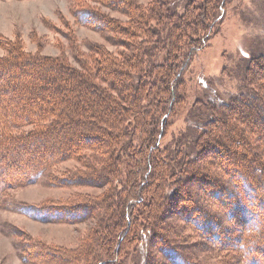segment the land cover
Segmentation results:
<instances>
[{
    "label": "trees",
    "instance_id": "1",
    "mask_svg": "<svg viewBox=\"0 0 264 264\" xmlns=\"http://www.w3.org/2000/svg\"><path fill=\"white\" fill-rule=\"evenodd\" d=\"M126 1L129 13L138 15L133 17L134 26L121 27L117 31L128 38V41L119 40L126 49L119 54L105 47H93L88 54L84 53L86 59L78 58L80 69L65 56L26 54L20 45L11 43L12 53L0 58V107L5 105L9 96L15 95L17 101L16 108L0 110V157L12 147L17 148L15 154L21 157L17 165H13V172L17 170V174L32 175L31 180L35 181L49 173L57 160L76 158L85 161L88 167H97L93 173L72 180L89 182L88 179H93L95 174L102 186H112L104 197L108 202L106 214L101 217L99 228L93 232L86 251L83 248L63 250L65 259L62 261L66 264L86 261L88 264H119L121 253L138 239L157 249L156 240L159 238L161 245L158 246L168 250V241L175 242L182 236L181 229L168 225L166 220L178 218L173 207L184 200V196L191 203L179 205L182 209L178 210L182 213L179 220L185 222L196 213L206 218L210 215L202 210V206L200 208L199 194L192 192L194 181H199L202 191L206 190L203 184L218 186L212 197L217 192L219 200L228 202L229 215L233 214V210L239 208L238 203L232 202L235 194L229 193L222 182V185L213 180L208 182L206 174L198 175L199 171L194 167L195 162H203L201 170L205 171L207 159H216L207 155L209 149L220 156L223 152L226 155L232 153L234 160L239 157L241 165L247 169L251 167V171L254 168L247 160L257 169L264 170L260 154L254 153L251 146L254 143L261 145L260 141L264 145V121H261L264 119L261 116L264 114V55L252 58L243 70L249 94L244 92L227 102L213 101L203 107L215 117L208 125L202 126L204 130L196 136L195 144L202 149L195 159L188 155L181 157V152L160 149L166 118L180 99L178 90L182 75L195 52L211 40L216 25L223 18L221 11L227 0H193L183 14L171 5L174 0H152L147 11L141 10L135 0ZM80 18L89 24L93 20H103L101 28L107 25L112 31L118 29L114 19L91 10L81 12ZM160 57H163L162 61ZM28 124L37 128L22 131ZM220 125L227 129L224 135H219L217 127ZM13 129L20 130L16 133ZM253 141L256 142L251 144ZM233 146L244 153L233 151ZM19 150L30 154L18 153ZM88 151L92 156L87 154ZM245 154L249 156L247 160ZM125 166L126 174L123 175ZM234 173L239 174L240 169L236 168ZM6 174L4 170L0 175L9 181L11 178ZM239 176V181H243L244 176ZM169 178H174L176 186L183 191L181 195L175 193L170 197L165 208L163 200L167 196L164 188ZM255 191L260 196L263 193L258 183ZM259 203L264 204L263 197ZM98 204H90L85 211ZM82 208L76 210H84ZM140 214L149 220L150 237L146 240L137 233L140 228L133 226L139 225ZM260 216L264 217V214ZM243 227L236 237L239 244ZM262 227L250 245L256 251L252 256L255 263L259 260L257 251L261 243L260 252L264 250ZM210 234L220 235L211 231ZM57 257L61 260V256Z\"/></svg>",
    "mask_w": 264,
    "mask_h": 264
},
{
    "label": "rangeland",
    "instance_id": "2",
    "mask_svg": "<svg viewBox=\"0 0 264 264\" xmlns=\"http://www.w3.org/2000/svg\"><path fill=\"white\" fill-rule=\"evenodd\" d=\"M135 1L141 10L147 11L152 5V0ZM191 1L174 0L171 5L175 11L183 14ZM88 10L114 19L118 29L112 31L107 25L101 28L103 20L84 23L80 13ZM129 11L126 0H0V58L9 56L12 53L10 44L16 43L22 47L23 53L42 57L65 56L71 64L81 69L78 58L86 59L84 53L88 54L93 47H105L115 54L126 50L125 44L119 40L128 41V38L117 31L121 27L135 25L133 17L138 14H130ZM221 15L223 18L216 25L211 40L203 49L195 52L194 59L183 73L178 90L180 99L166 118V131L160 140V149L181 152V157L188 155L195 159L201 152V146L195 144L196 136L204 130L202 126L208 125L209 120L215 117L203 107L211 105L213 101L224 103L229 98L248 92L243 70L252 58L264 55V0H227ZM15 100V95L9 96L4 105L8 107L1 106L0 110L16 108ZM261 116L264 117V114ZM36 128L28 124L23 126L22 131ZM217 129L219 135H224L227 130L223 125ZM19 130L13 129L16 133ZM260 144L251 146L254 153L260 154L259 160L264 168V145L261 141ZM232 148L239 154L240 148ZM16 149L12 147L10 152H6L9 156L3 154L0 157V174L5 170L11 178L7 181L5 176L0 175V264H66L62 261L65 259L63 250L83 248L86 251L85 247L93 239V232L99 228L101 217L106 214L108 202L104 197L112 186H102L95 174L93 179H88L89 182L72 180L82 174L93 173L97 167H88L85 161L76 158L57 160L51 165L49 173L33 181L32 175L17 174V170L13 172L21 159L15 154ZM21 151L30 154L26 150H19L18 153ZM214 151L207 150V155L216 159H207L205 171L201 170L203 162H195L194 167L199 171L198 175L206 174L208 182L223 183L230 190L229 193L235 194V201L232 202L238 203L239 208L229 215L228 202L219 200L217 192L212 197L218 186L203 184L206 190L202 191L199 181H194L191 184L192 192L199 194L200 208L202 206V210L210 214L209 217L196 213L190 220H179L182 216V213H178V210H182L179 205L191 203L184 196L176 207L172 206L176 211L173 213L178 214L179 219L172 217L166 220L167 224L181 229L182 238L178 237L175 242L168 241V250L159 247V238L156 240L157 249L148 247L139 239L135 240L123 249L119 264H264V250L260 252L262 243L258 246L259 260H255L256 263L252 260L256 251L250 246L254 235L260 233V227L264 226V217L260 216L264 214V204L259 203L260 198H264V170L257 169L247 160L249 156L246 154L245 160L254 168L252 171L251 167L247 169V166L241 165L239 157L234 160L232 153L229 156L221 152L220 156ZM87 154L92 156L90 151ZM236 168L240 169L239 174L234 173ZM126 169V166L123 167V175ZM237 175L244 176V180L239 181ZM257 183L262 187L261 196L255 191ZM164 190L167 196L163 200L165 208L170 197L183 191L176 186L174 178L167 179ZM94 202H98V206L85 211ZM78 208L84 210L78 211ZM165 208L162 211L167 215ZM139 216V225L133 226L140 228L137 233H141L146 240L150 237L149 220L144 214ZM242 226L245 227L239 244L236 237ZM210 231L220 235L213 236ZM131 235L130 238L133 237ZM57 255L61 256V260Z\"/></svg>",
    "mask_w": 264,
    "mask_h": 264
}]
</instances>
